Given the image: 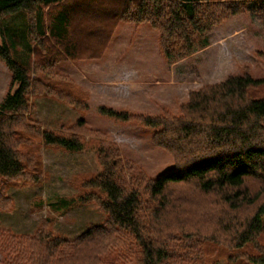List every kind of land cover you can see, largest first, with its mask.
<instances>
[{"label": "trees", "instance_id": "1", "mask_svg": "<svg viewBox=\"0 0 264 264\" xmlns=\"http://www.w3.org/2000/svg\"><path fill=\"white\" fill-rule=\"evenodd\" d=\"M20 12L28 22L20 40L10 32L0 41V61L10 75L0 102V177L35 183L44 176L32 149L35 138L38 147L79 152L88 132L82 121L60 131L40 129L29 115L33 97L81 105L68 91L69 81L65 87L66 78L58 77L55 85L52 74L61 60L57 45L72 40V33L91 32L95 22L106 33L117 22H146L173 64L205 48L199 38L230 17L246 12L264 24V0H0V20ZM257 57L264 61V52ZM260 88L264 80L245 73L189 93L176 114L104 109L115 120L154 129L152 141L172 155L173 167L151 179L125 162L115 145L100 147L99 171L81 183L77 198L80 205H97L103 223L73 240L53 233L49 219L30 235L0 228V264L217 263L204 259L203 244L216 247L217 255L234 252L233 261L264 264V98H255ZM9 207L0 198V210Z\"/></svg>", "mask_w": 264, "mask_h": 264}, {"label": "rangeland", "instance_id": "2", "mask_svg": "<svg viewBox=\"0 0 264 264\" xmlns=\"http://www.w3.org/2000/svg\"><path fill=\"white\" fill-rule=\"evenodd\" d=\"M98 24L95 22L91 32L72 33L73 43L66 40L57 45L61 60L52 69L55 85L58 77L66 78L63 85L69 84L68 91L81 105L74 108L51 97H33L29 114L40 129L60 131L82 121L88 130L83 148L69 152L38 147L40 142L35 138L32 149L43 179L35 183L0 177V198L11 203L6 211L0 210V228L30 235L42 220L49 219L53 233L73 240L101 225L105 217L98 206L80 205L77 195L84 191L81 183L99 171L96 152L104 145H115L125 162L151 179L173 167L172 155L152 141L154 129L115 120L106 109L149 116L164 110L176 114L179 106L188 102L189 93L205 85L245 73L254 80H264V61L257 57L264 52V24L246 12L205 33L199 38L205 48L173 64L160 52L158 34L148 23L117 22L106 29L107 33ZM25 25L24 12L1 19L0 41L10 32L19 41L17 35ZM21 49L19 45L17 50ZM11 50L19 62L20 57ZM9 84V72L0 61V102ZM255 98H264V88L255 91ZM260 240L264 243V233ZM199 249L209 263L250 264L244 257L231 260L232 251L217 255L216 247L209 244Z\"/></svg>", "mask_w": 264, "mask_h": 264}]
</instances>
